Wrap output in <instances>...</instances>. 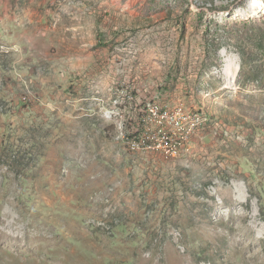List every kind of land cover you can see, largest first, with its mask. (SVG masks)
<instances>
[{"label":"rangeland","instance_id":"obj_1","mask_svg":"<svg viewBox=\"0 0 264 264\" xmlns=\"http://www.w3.org/2000/svg\"><path fill=\"white\" fill-rule=\"evenodd\" d=\"M0 264H264V0H0Z\"/></svg>","mask_w":264,"mask_h":264},{"label":"bare ground","instance_id":"obj_2","mask_svg":"<svg viewBox=\"0 0 264 264\" xmlns=\"http://www.w3.org/2000/svg\"><path fill=\"white\" fill-rule=\"evenodd\" d=\"M260 4V0H250V6L251 7H256ZM256 9V8H255ZM226 71L227 72H230L229 71V67L226 68ZM66 248V246H65ZM68 250V249H67ZM65 251V250H64ZM67 252V251H66ZM70 253V252H69ZM63 255V254H62ZM56 258H57V255H56ZM46 260V259H45ZM49 260V259H48ZM51 260V259H50ZM64 261H68L69 259L66 257V258H63ZM48 263V262H47Z\"/></svg>","mask_w":264,"mask_h":264},{"label":"built area","instance_id":"obj_3","mask_svg":"<svg viewBox=\"0 0 264 264\" xmlns=\"http://www.w3.org/2000/svg\"><path fill=\"white\" fill-rule=\"evenodd\" d=\"M135 142H132L131 145H133ZM133 147V146H132Z\"/></svg>","mask_w":264,"mask_h":264}]
</instances>
